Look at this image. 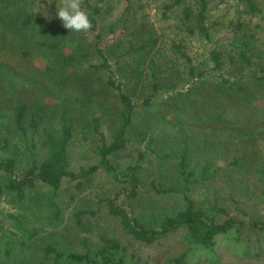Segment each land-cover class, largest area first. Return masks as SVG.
I'll return each mask as SVG.
<instances>
[{"label":"trees","instance_id":"obj_1","mask_svg":"<svg viewBox=\"0 0 264 264\" xmlns=\"http://www.w3.org/2000/svg\"><path fill=\"white\" fill-rule=\"evenodd\" d=\"M185 1L175 0L165 7L166 12ZM192 1L197 11L190 6L183 9L185 20L194 21L188 29L210 41L207 27L210 0ZM123 2L127 5L128 1ZM61 3V0H0V128L13 133L24 147L29 163L19 177L21 163L13 151L11 155L8 153L10 138L0 146V199L13 196L23 205L30 200L43 202L41 197L46 195V207L54 209V215L59 217L61 210L55 199L64 181L74 183L80 192L85 181L104 172L119 186L117 194L101 199L97 210L78 212L77 224L81 225L83 217H97L104 206L119 220L123 236L136 242L154 245L169 235L183 232L187 250L167 264H189L190 253L213 252L222 237L233 236L243 245L245 233L253 231L264 239V221L232 217L220 204L219 197L214 200L196 197L197 193L215 191L220 182L236 191L243 188L248 191L252 182L259 190L255 189L257 197L250 196V200H259L264 205V150H258V141H264V136L261 138L264 131L201 118L190 121L191 109L201 116L206 108L218 106L217 110L228 111L232 104L237 112L258 111L255 103L264 99V53L257 49L256 35L245 30L243 23L238 24L230 45L223 51L212 52L211 69L202 70L194 65L183 45L174 46L177 60L163 56L157 59L154 54L159 51L157 41L135 30L126 35L131 38H119L109 45L100 28L103 15L100 5L90 9L82 6L92 22L90 30L69 31L56 13H51ZM240 3L249 15L264 18V0H240ZM88 33L96 34L93 41ZM108 33L115 37L114 24ZM38 57L48 64L45 73L30 62ZM180 59L187 66L185 70ZM130 62L132 75L137 73L133 75L135 80L140 82L145 74L149 76L150 88L149 91L144 88L141 105L126 90L125 83L130 77L123 75V70ZM34 68L37 75H30ZM105 125L109 127V137ZM78 135L97 140L98 162L74 171L69 150ZM38 136L46 150L41 162ZM132 136L145 148L138 151L136 164L123 168L117 157L127 149ZM154 160V169L145 165ZM148 171L154 177L148 191L153 205L142 212L131 205V216L119 201L141 204ZM230 197L236 202L231 192ZM49 217L44 219L48 221ZM9 218H15L22 237L15 235L8 239L2 233L0 264L142 263L141 258L129 254L119 239L105 235L93 246L83 241L82 254L64 252L51 244L40 248L38 257L35 251L29 255L27 252L36 248L31 242L38 238L39 229H29L18 217ZM245 254L262 257L264 244L257 250L247 247Z\"/></svg>","mask_w":264,"mask_h":264},{"label":"rangeland","instance_id":"obj_2","mask_svg":"<svg viewBox=\"0 0 264 264\" xmlns=\"http://www.w3.org/2000/svg\"><path fill=\"white\" fill-rule=\"evenodd\" d=\"M127 1L126 5L123 0H81L82 6L86 9H90V7H95L96 5L102 6L103 15L100 28L105 34V40L110 41L109 45L114 44L119 38H123V40L131 38L126 35H128L129 31L135 30L137 34H141L145 38H153L157 41L156 49L159 51L154 52V54L158 55L156 56L157 59L163 56L177 60L179 56L176 54L174 46L183 45L186 47V51L196 67L202 70H209L213 64L210 58L211 53L229 46L233 38V29L238 24L243 23L245 30L256 35V41H258L257 49H260L261 54L264 53V18L246 13L244 6L241 7L240 0L209 1L207 27L211 34L210 41H206L197 32L193 33L188 29V27L194 25V21L185 20L183 9L185 6H190L197 11V6L192 0H186L181 6L175 7L169 12H166L165 7L175 0ZM262 1L259 0V2ZM41 6L45 7V4ZM51 13L56 12L51 11ZM112 24L115 25V37L108 33L109 27ZM87 36L90 41H93L96 34L88 33ZM30 62L33 67L39 68L43 73L48 69V64L40 57L33 58ZM179 62L183 65V70H185L187 67L185 62L182 59ZM130 64L131 62L127 63L125 65L126 68L123 70V75L130 77L125 83L126 90L132 96L134 102L141 105L143 103L144 88H146V91H149L150 88L149 76L145 74L140 82L139 79L135 80L133 75L137 73L132 75ZM30 75H37L35 68L34 72L33 69L30 71ZM36 78L42 82L44 81L43 77L36 76ZM165 95H167L166 98L169 97L168 94ZM47 102L51 103V100L48 99ZM255 106L258 107V111L252 110L251 113L245 111L237 112L233 110V104L230 105L231 108L229 107L228 111L217 110L218 106L209 107L206 108L202 116L200 112L191 109L190 112L193 116L190 118V121L201 118V120L205 119L231 126H249L255 130L264 131V99L257 101ZM107 128H109L108 125H105L104 130H106L105 132L109 137ZM260 133L258 132V135ZM8 138L11 140L8 153L11 155L13 151L19 159L21 164L18 176L22 177L29 164L25 149L19 144L12 132H9L6 128H0V146H4L5 140ZM131 139L127 149L117 157V162L123 168L136 164L138 151L145 148V144H141L133 136ZM37 145L38 159L41 162L46 157V150L42 146V138L40 136L37 137ZM97 145L98 142L93 136L84 138L78 135L69 150L72 170L78 171L82 167L88 168L97 164L98 159L95 153ZM258 150L260 152L264 150L263 140L258 141ZM154 162L155 160L152 162L148 161L145 165L152 168L155 166ZM146 178L148 180L143 187L144 194L141 204H132V202L124 199L119 201V204L123 205L131 216L133 215L131 205L136 207L135 210L141 212L146 211V208L153 205L148 191L154 177L148 171ZM215 188V191L220 195H217L212 190L208 193L204 191V193L196 194L197 199L205 200V197L208 196L209 199L214 200L219 197L220 204L226 207L232 217L246 221L250 217H253L254 219L264 221V205L259 200H250L251 198H249L250 196L257 197L258 193L255 191L259 190V186L256 183L251 182L247 187L248 191L245 188H243V191H238L239 189L236 191L233 188H229L223 182H220ZM118 190L119 186L112 182L104 172H99L95 177L85 181L83 190L80 192L75 189L74 183L66 180L58 194V198L55 199L56 204L61 210L59 217L54 215V209L49 206L46 207V195L41 197L44 203L42 201L30 200L23 205L19 204L13 196H2L0 199V237L2 233H4V238L8 239L15 238V235L22 237L20 230L15 225V218H9L12 215L18 217L29 229H33V227L39 229L40 234L38 238L31 242L33 249L36 247L35 250L27 252V254L31 255L35 251L37 257L40 248L51 244L64 252L82 254L85 252L82 245L83 241L87 240V243L93 246L97 244L98 238L101 235L119 239L128 248L130 255L133 254L137 258H141V264H167L171 258L187 250L183 232L169 235L154 245H146L124 237L119 220L113 218L104 206L101 207L102 212L97 217H83L81 225L77 224L75 215L78 212L97 210L101 199L114 197ZM44 191L46 194L47 190L45 189ZM230 192L235 197L236 202L230 197ZM245 192L246 196L243 197ZM157 198L164 202L161 199L162 197ZM47 216H50L48 221L44 219ZM263 244V237L253 231L245 233L243 245L238 244L233 236L222 237L218 239V244L213 252H197L193 255L190 253L189 264H264V255L262 257H255L246 256L245 254L247 247L251 246L257 250Z\"/></svg>","mask_w":264,"mask_h":264},{"label":"clouds","instance_id":"obj_3","mask_svg":"<svg viewBox=\"0 0 264 264\" xmlns=\"http://www.w3.org/2000/svg\"><path fill=\"white\" fill-rule=\"evenodd\" d=\"M56 17L62 26L72 32H86L92 28L87 11L82 7L81 0H62L56 7Z\"/></svg>","mask_w":264,"mask_h":264}]
</instances>
